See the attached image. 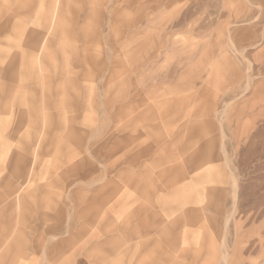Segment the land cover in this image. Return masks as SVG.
<instances>
[{
	"label": "rangeland",
	"instance_id": "rangeland-1",
	"mask_svg": "<svg viewBox=\"0 0 264 264\" xmlns=\"http://www.w3.org/2000/svg\"><path fill=\"white\" fill-rule=\"evenodd\" d=\"M60 2L0 0V264H264V0Z\"/></svg>",
	"mask_w": 264,
	"mask_h": 264
},
{
	"label": "crops",
	"instance_id": "crops-1",
	"mask_svg": "<svg viewBox=\"0 0 264 264\" xmlns=\"http://www.w3.org/2000/svg\"><path fill=\"white\" fill-rule=\"evenodd\" d=\"M60 1L61 0H51V5H52L51 8L47 11L45 10L46 11L45 14L47 15L46 17H47L49 23L54 21V17H55L54 16V14H55L54 13V7L60 6V3H61ZM42 7H43V5H41V10H42ZM46 256H47V254L45 253L44 258ZM0 260H1V258H0ZM15 264H38V260H37L36 256L31 254L26 258L16 259Z\"/></svg>",
	"mask_w": 264,
	"mask_h": 264
}]
</instances>
